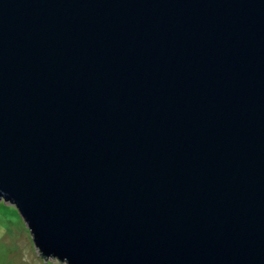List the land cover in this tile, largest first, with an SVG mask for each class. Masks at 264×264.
<instances>
[{"label": "water", "instance_id": "obj_1", "mask_svg": "<svg viewBox=\"0 0 264 264\" xmlns=\"http://www.w3.org/2000/svg\"><path fill=\"white\" fill-rule=\"evenodd\" d=\"M0 197L57 264H264V0H0Z\"/></svg>", "mask_w": 264, "mask_h": 264}, {"label": "rangeland", "instance_id": "obj_2", "mask_svg": "<svg viewBox=\"0 0 264 264\" xmlns=\"http://www.w3.org/2000/svg\"><path fill=\"white\" fill-rule=\"evenodd\" d=\"M0 264H57L44 261L18 208L0 197Z\"/></svg>", "mask_w": 264, "mask_h": 264}]
</instances>
